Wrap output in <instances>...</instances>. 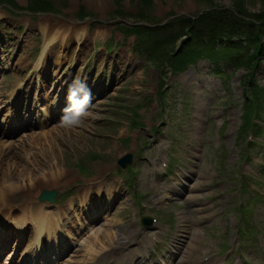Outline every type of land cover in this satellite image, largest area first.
I'll return each mask as SVG.
<instances>
[{
	"label": "rangeland",
	"instance_id": "1",
	"mask_svg": "<svg viewBox=\"0 0 264 264\" xmlns=\"http://www.w3.org/2000/svg\"><path fill=\"white\" fill-rule=\"evenodd\" d=\"M236 1L241 3L240 0ZM1 2L19 10L13 13L8 9L9 7L6 10L7 6L0 5V22L4 24L0 27V52L2 53H0V66H2L1 55H3L9 71L14 73L27 52L34 51L36 47L43 45V38L39 43L36 41L37 32L45 35V31L49 33L51 30H56L53 31L54 34L59 31L61 36L57 39L58 43L52 45L56 48L52 51L49 49L48 52L50 56L63 55L64 60L58 65L57 70L53 69L52 75L46 74L47 78L56 86L53 76L59 70V74L62 73L66 68L65 70L74 77L78 76L77 85L85 75L86 79L91 81L87 88L91 90L94 84L97 90L105 91V96L98 98L99 103L92 112L83 117L82 124L78 126L72 128L56 126L48 136L21 138L16 141L0 140V166L10 165L16 168L19 177L22 173L25 175L24 172H32L38 183L37 195L43 189L59 187L61 179L71 180L63 176L59 178V183L48 184V179L54 176L46 167L54 168L53 171H55L58 168L55 165L59 164L60 168L64 169V173L69 172L73 178H76L80 175L76 165L81 162V166L92 171L91 174L96 176L94 178L96 180L99 178L97 171H105L104 174H108L112 161L127 152L135 154L142 152L144 141L152 140L149 149L151 163L145 164L143 160H138L141 181L135 180L134 183L147 187L143 189L147 196L143 201L140 199L145 208L144 213L164 219L162 213L151 204L156 196L152 198L150 196L158 193L156 190L153 191L151 186L158 184L160 195H162L163 180H169V178L166 175L163 177L156 175L154 166L158 165L165 151L174 154L177 161H184L185 156L191 159V155H199L200 149L203 150V143L206 144L209 140L220 150L217 153L211 150L208 152V157L206 156L208 160L203 161L202 167L195 169L193 183L200 182L202 187H209L208 195H211L213 199L207 202L214 209L204 207L203 210L205 213L209 211V215L214 213L209 220V224L214 226L211 232L212 239L206 240L204 247L198 248L201 244L198 242L196 248L200 254L220 253V250H216L217 247L228 240L230 245L236 248V255L243 253L251 263L264 262V249L255 248V257L259 254L260 259L253 262L254 255L249 256L247 251L242 252L238 247L239 244L236 245L238 241L235 236L238 228L236 203L240 188L239 180L244 179L245 176H247V185L256 189L253 194L250 191L245 196L252 211V213L247 212L246 215L251 221L257 223L254 227L256 234L264 232V172H262L264 169V108L261 111L262 132L260 137L256 138L257 147L251 148L249 160L244 162L242 159L246 156L244 135L247 130L243 131L245 122L242 117L244 113L242 80L247 76L248 71L241 66L238 72L235 70L233 72L232 67L228 66L232 62L236 63L235 57L244 59L253 50L227 52L226 60L219 59L221 60L219 68H216L214 66L216 63L213 62H200L193 67L195 69L191 67L183 74H172L168 70L165 76H161L159 69L163 72L162 63L173 55L175 47L171 43L161 46L162 48H159L162 50L161 57L158 55L160 57L158 61L150 63L142 55L141 49L137 50L134 39H125L123 33L117 29L118 26L130 28L132 24L152 28L162 23L172 24V21H175L171 31L176 34L179 29V23L176 21L194 19L204 12H215V10L253 21L261 12L263 0H243L246 3L245 16L236 12L234 0H51L50 2L48 0H2ZM46 4L50 5L52 11L37 15L29 12L28 7L37 9V6ZM5 26L7 32H4ZM21 26L26 27L24 33L18 31ZM15 37L23 39L13 44ZM109 42L113 44L110 52L106 47ZM243 46L246 44L244 43ZM17 55L21 56L20 61ZM69 59L71 62L68 64ZM71 67L73 68L70 69ZM168 68L170 69V66ZM256 71L258 85L264 88V63L260 64ZM218 72H225L229 78L217 74ZM232 73L233 75L229 76ZM115 74L120 75L118 84L106 87L105 85L111 83ZM69 75L65 82L70 79ZM31 80L39 81L38 74H33ZM162 83L166 84L170 90L162 100L164 106L158 97ZM226 87L227 91H225ZM5 90L6 87L0 92L5 93ZM258 101H260L258 106L260 108L261 102H264V96H260ZM249 108L250 111L253 110V107ZM162 119H170L172 124H178L179 139H183L182 141L188 144L187 153L180 155L173 149L176 141L166 136L156 135L154 126L151 130L152 125L161 123ZM207 119L213 120L214 124H209ZM135 123H138L136 128L133 126ZM222 126L223 134L218 137ZM248 126L246 124V128ZM254 127L257 129V126ZM155 137H159V140H153ZM221 144L223 147H220ZM177 168L180 167L177 166ZM228 174L232 175L228 176ZM46 176L49 178L46 179ZM175 176L176 174L171 177ZM230 176L232 180L229 179ZM255 194L261 195L260 202L255 203L253 200L252 195ZM251 196L252 199H250ZM120 199L122 210L118 209L113 216H107L96 225V229H103V232L99 234L101 248L119 247L121 243L130 245L136 242L135 234L139 227L130 222L132 205L128 201L127 193L122 192ZM191 208L193 207L190 205L185 209L177 205L171 208L173 213L168 212L173 214L175 221H179L178 216L188 217ZM109 223H114V226H106ZM117 223L125 224L126 228L120 229V235L116 237L112 231H119L120 227ZM95 234H98V231L89 236L68 264H79L80 259L91 255L92 248H88L91 244L89 246L87 244L96 243ZM174 234L176 229L167 237L164 247L167 248L168 240ZM199 252L192 254L190 264L200 257ZM159 254L158 251L157 255ZM157 255L153 254L150 258L153 259ZM182 257L183 254H180L177 262Z\"/></svg>",
	"mask_w": 264,
	"mask_h": 264
},
{
	"label": "trees",
	"instance_id": "2",
	"mask_svg": "<svg viewBox=\"0 0 264 264\" xmlns=\"http://www.w3.org/2000/svg\"><path fill=\"white\" fill-rule=\"evenodd\" d=\"M234 0V7L239 15H244L246 3ZM49 5V4H47ZM50 7V5H49ZM51 8V7H50ZM252 20V19H251ZM237 17L225 11L205 12L196 20H180L182 32L181 36H188V47L178 59H174V66L183 69L187 64L199 58H208L213 61L224 57L228 51L233 50H253L246 56L243 66L248 70H253L259 61L264 59V0L261 12L256 15L253 21ZM233 39H237L234 43ZM247 43L243 46V43ZM219 47L217 48V46ZM193 47L191 51L190 48Z\"/></svg>",
	"mask_w": 264,
	"mask_h": 264
},
{
	"label": "bare ground",
	"instance_id": "3",
	"mask_svg": "<svg viewBox=\"0 0 264 264\" xmlns=\"http://www.w3.org/2000/svg\"><path fill=\"white\" fill-rule=\"evenodd\" d=\"M50 44V39L48 40L47 46ZM55 167H59V164L55 165ZM48 171H51V173L56 177L59 178L62 176V172H54L52 168H48ZM57 170V169H56ZM25 175L22 173L21 176L19 177L17 174V169L12 168L9 166L2 167L0 166V195H3L7 192V198H12L14 199L17 196V188L18 187H23L25 188V193L22 192L23 195L28 196V197H33L32 192H34V188L38 186L37 181L34 179V174L31 172H24ZM17 174V175H16ZM45 178H48L47 176ZM28 185H33V188H27ZM7 187V188H4ZM109 195L112 196L113 192L109 190ZM31 205L32 208H35L36 205L35 203H29L27 200H25V205H24V210L28 209V206ZM183 217H181V220ZM5 221L10 222L8 219H4ZM15 224L18 227H21L23 224V219L21 218L19 222H15ZM100 232H103V229L98 230V234H95L94 237L96 239V243H89L87 246H90L88 248H92L94 252H97V250L102 249L101 244L102 242L100 241ZM115 234V233H114ZM109 235V234H108ZM110 237V236H109ZM178 264H188L187 260H181Z\"/></svg>",
	"mask_w": 264,
	"mask_h": 264
},
{
	"label": "clouds",
	"instance_id": "4",
	"mask_svg": "<svg viewBox=\"0 0 264 264\" xmlns=\"http://www.w3.org/2000/svg\"><path fill=\"white\" fill-rule=\"evenodd\" d=\"M68 106L64 110L60 124L65 128H72L82 124L83 117L88 115L91 105V91L83 83H78L69 88Z\"/></svg>",
	"mask_w": 264,
	"mask_h": 264
}]
</instances>
